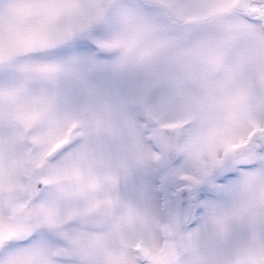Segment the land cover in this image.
Returning <instances> with one entry per match:
<instances>
[{"label":"snow or ice","instance_id":"snow-or-ice-1","mask_svg":"<svg viewBox=\"0 0 264 264\" xmlns=\"http://www.w3.org/2000/svg\"><path fill=\"white\" fill-rule=\"evenodd\" d=\"M0 264H264V0H0Z\"/></svg>","mask_w":264,"mask_h":264}]
</instances>
